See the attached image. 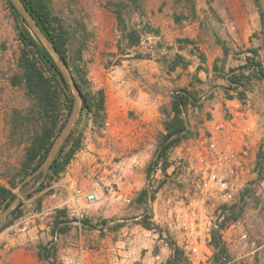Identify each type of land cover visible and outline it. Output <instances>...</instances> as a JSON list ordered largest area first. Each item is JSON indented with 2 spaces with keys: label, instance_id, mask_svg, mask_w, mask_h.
<instances>
[{
  "label": "crops",
  "instance_id": "crops-1",
  "mask_svg": "<svg viewBox=\"0 0 264 264\" xmlns=\"http://www.w3.org/2000/svg\"><path fill=\"white\" fill-rule=\"evenodd\" d=\"M188 31L185 27L175 29L174 38L169 42L175 47L173 56L181 55L186 65L169 70L155 57H144L147 62L137 64L142 66L141 71L152 66L160 74H169L174 87L212 84L210 91L213 94L203 106L188 110V122L194 135L170 153L168 173L179 160L186 159L184 153L190 144L198 138L210 136L217 138L220 148L237 152L242 150L245 139L250 142V152L243 158L250 179L256 175L254 165L259 147L264 143L262 109L251 106L248 99L243 101L228 95L233 92L225 91L227 79L222 77L224 82L220 84L221 76L214 71L213 65L207 66L206 60H202L205 54L191 50L190 45L193 46L195 40ZM150 36L160 39L162 35L160 32L146 35ZM159 42L161 45V40ZM131 52L126 55H132L134 50ZM153 75L144 73L149 81ZM196 76L201 80L198 84L195 83ZM153 78L155 84L161 83L158 74ZM107 86L105 127L99 136H94L97 133L92 131L89 121L85 143L65 171L47 188L24 199L27 206H24L23 215L0 232V264H48L39 256V244L47 242L50 234L55 233H52L55 218L58 219L57 228H64L56 229L53 235L58 259L63 264H134L135 259L147 261L149 255L151 259L159 258L152 250L156 239L147 237L152 230L139 223L144 210L135 206L134 199L148 186L146 167L155 154V137L163 130L160 105L172 98L173 91L171 96L164 98L160 91L151 90L130 76H124L121 81H108ZM192 110L193 119L189 113ZM104 140L107 141L106 147L103 146ZM129 147H141V151L129 162L117 160V149ZM102 164L105 169L97 175L100 178L98 184L95 168ZM33 190L34 187L26 193ZM79 190H95L97 198L89 201ZM38 196L42 198L39 206H34L33 202V206L27 204ZM130 200H133L132 205L128 204ZM136 209L141 213H136ZM133 214L135 216L131 217ZM104 219L111 227L101 230L98 223Z\"/></svg>",
  "mask_w": 264,
  "mask_h": 264
},
{
  "label": "trees",
  "instance_id": "trees-1",
  "mask_svg": "<svg viewBox=\"0 0 264 264\" xmlns=\"http://www.w3.org/2000/svg\"><path fill=\"white\" fill-rule=\"evenodd\" d=\"M22 1L66 63L75 80L82 104L75 127L64 140L48 171L46 173L43 170L38 171L69 119L75 96L51 51L33 32L12 1L7 0L16 20L19 39V48L15 54V70L10 75L9 82L13 87L23 91L25 104L12 107L5 117L8 131L1 153L4 154V149L8 151L14 149L16 157L12 158L11 154L5 159L0 157V215L18 197L17 188H24L33 180L43 179L32 192L27 194L28 197L33 196L51 185L52 181L65 171L69 162L83 146L89 121L92 123V129L98 131L105 127L107 121L105 90L93 87L85 58L93 32L89 30L85 22L73 24L56 14L51 0ZM256 1L259 4V0ZM107 5L116 17L117 29L120 33L117 47L121 52L130 54L134 50L133 57H155L169 70L175 69L178 65L187 64L178 54L171 57L166 55L158 57L152 52L143 53L135 50L147 34L159 33V29L145 21L141 15L144 0H110ZM191 12L195 15L193 6ZM134 13H139L138 20H135ZM261 16L264 19L262 11ZM183 18H188V15L183 12L174 13V19L177 22H181ZM216 41L222 46L223 63L218 64L220 58H216L213 69L218 76L227 79L228 85L225 91H235V94L228 95L236 96L244 101L253 78L264 79V63L258 56V49L252 48L253 56H247L246 62L238 68L226 69L225 62L230 49L221 39L216 38ZM202 60L205 61L204 55ZM200 82V78L196 76L195 83ZM204 99L205 97H201L197 87L180 86L174 87L172 98L160 105L163 130L158 135L155 154L146 167L148 176H151L158 168L164 174L167 173L171 165L169 153L194 135L188 122V110L191 106L201 108ZM254 171L259 178H264V143L259 147ZM151 187L150 183L142 189L134 201L149 204L155 195V190ZM252 191L251 186H246L239 192L237 201L222 202L218 205V219L211 228L210 244L214 248L211 264L232 263L234 256L222 237V231L231 221H237L243 217L247 194ZM41 200V196H38V206ZM24 205V200L17 202L6 218L0 222V232L23 215ZM82 221L88 223L87 219ZM55 222L57 223L58 219L55 218ZM56 223L52 233H56V229L64 230V228H57ZM139 223L147 229L158 232L161 239L164 238L163 230L152 220L148 205ZM98 225L103 230V227L108 225V220H101ZM164 239L171 248V253L161 264L191 263L190 257L182 246L169 237ZM39 256L48 264H63L58 259L56 243L53 240L39 244ZM254 264H264L260 249L254 254Z\"/></svg>",
  "mask_w": 264,
  "mask_h": 264
},
{
  "label": "rangeland",
  "instance_id": "rangeland-1",
  "mask_svg": "<svg viewBox=\"0 0 264 264\" xmlns=\"http://www.w3.org/2000/svg\"><path fill=\"white\" fill-rule=\"evenodd\" d=\"M109 1L51 0L56 14L73 24L80 21L85 22L89 30L93 32L92 41L85 52L89 78L93 87L107 90L108 81H121L124 76H130L141 85L151 90L160 91L164 98L171 96L175 84L170 80L169 74H160L152 66H146L147 68L141 71L142 66L138 67L137 64L147 62L145 58L140 59L126 55L118 49L117 42L120 33L117 29L115 14L107 5ZM192 6L195 15L191 12ZM261 11L260 0L259 4L256 0H144V9L140 14L145 21L157 27L162 36L160 39L145 36L144 42L138 50L143 53L153 50L155 56L171 57L175 52V47H171L169 42L174 38V30L185 27L195 40L193 46L190 45L191 50L195 49L197 52L205 54L207 66H212L216 58H220L218 64L223 63L221 59L223 56L222 46L216 41V38L221 39L230 49L225 62L226 69L238 68L244 64L247 56H253L252 48L258 49V56L264 63V19L261 16ZM182 12L187 14L188 18L177 22L174 19V13ZM133 16L135 20H138L139 13H134ZM159 40H161V45H159ZM18 48L16 20L7 0H0V157L2 159L10 154L12 158L16 157L14 149L12 151L4 149V154L1 153L8 131L5 117L12 107L25 104L23 91L13 87L9 82V77L15 70V54ZM144 73H154V75L149 81L144 77ZM156 74H158L161 83H154L153 77ZM219 81L220 84L224 82L222 77L219 78ZM200 86L198 84L197 88L201 97H205L203 100L205 101L213 94L210 91L212 84L206 82ZM232 92L235 94V91ZM248 95L246 99L250 100L251 106L261 108L264 114V79L253 78ZM191 108L193 106L189 109ZM189 113L193 119L194 111ZM188 119L190 118L188 117ZM83 124L85 123L83 122ZM88 128L89 125L86 131L89 130ZM92 131L97 133L94 136H99L101 132ZM159 133L155 137L156 141H158ZM85 137L86 134H84L83 144ZM106 142V140L103 141L104 147L107 146ZM139 151H141V147L118 148L116 158L123 162H129ZM184 155L186 159L179 165L176 172L168 173L167 171L164 174L158 169L151 176L147 175L148 185L151 182L152 188L155 190L154 198L150 200L149 204L135 202V206H141L140 209L144 211L147 205L150 206L152 220L163 230L164 238L174 239L182 246L191 259L190 264H211L214 250L210 244L211 228L218 219L217 207L222 201L216 197H210L203 202L201 194H194L188 177L193 175V166L198 163L187 150ZM243 178L245 180L243 185L237 189L234 198L229 202L237 201L239 192L246 186H251L253 191L247 194L244 215L240 220L231 221L222 231V237L234 256L231 264H254V254L258 249L261 250L262 261H264V178H259L256 174L249 179L246 170L243 172ZM42 180H33L24 188H17V201L26 199L28 197L26 191L33 187L35 189ZM81 192L89 191L81 190ZM37 198L29 200L27 204L38 206ZM190 200L194 201L195 206H186ZM130 201L128 204L132 205L133 200ZM24 206H27L26 203ZM139 211L141 213V210H135L136 213ZM130 216H135V214ZM150 230L152 231L147 237L156 239L152 250L156 255H159V258L151 259V255H149L147 261L135 259L134 264H161L171 253L166 239H161L158 232ZM53 235L50 234L48 241L53 240Z\"/></svg>",
  "mask_w": 264,
  "mask_h": 264
},
{
  "label": "built area",
  "instance_id": "built-area-1",
  "mask_svg": "<svg viewBox=\"0 0 264 264\" xmlns=\"http://www.w3.org/2000/svg\"><path fill=\"white\" fill-rule=\"evenodd\" d=\"M187 151L198 163V165L193 166V175L188 177L194 189V194H201L203 202L210 199V197H216L222 202L231 201L237 189L245 181L243 178V172L245 171L243 158L250 152V142L245 139L242 150L237 152L220 148L216 137L204 136L190 144ZM182 162V160H179L174 165V172L177 171ZM104 169V164L96 166L95 176L98 177L99 172ZM96 180L99 184L100 178L98 177ZM85 196L88 200H94L97 198V192L92 190L86 192ZM186 206H195L194 201H188ZM108 226L109 224L104 226L103 230H106Z\"/></svg>",
  "mask_w": 264,
  "mask_h": 264
},
{
  "label": "water",
  "instance_id": "water-1",
  "mask_svg": "<svg viewBox=\"0 0 264 264\" xmlns=\"http://www.w3.org/2000/svg\"><path fill=\"white\" fill-rule=\"evenodd\" d=\"M11 1L14 4V6L21 12V14L24 16V18L27 20V22L30 25V27L32 28L33 32L40 38V40L44 43V45L51 51V53L53 54L56 62L59 65L60 69L62 70L64 76L66 77V79L68 80L69 84L71 85V87L73 89V92H74V96H75L73 110H72V112H71V114L69 116V119H68L66 125L64 126L63 130L58 135V137L56 138V140H55V142H54V144H53V146H52V148L50 150V153H49L46 161L38 169V171L39 170H43L46 173L48 171L51 163L53 162L58 150L60 149V147L63 144L64 140L69 135L70 131L72 130V128L74 127V125H75V123L77 121V118H78L80 110H81L82 100H81V96L79 94V91L77 89L75 80H74L71 72L69 71L66 63L61 58L59 52L55 48L54 44L47 37V35L43 32V30L38 25V23L34 19L33 15L29 12V10L27 9V7L23 3V1L22 0H11ZM260 4H261L262 11H263V14H264V0H260ZM17 199H18V197L0 215V222H2L6 218V216L10 213V211L15 207V205L18 202Z\"/></svg>",
  "mask_w": 264,
  "mask_h": 264
}]
</instances>
